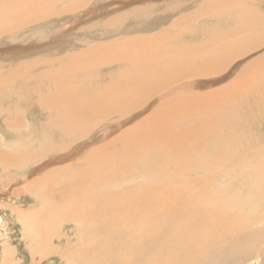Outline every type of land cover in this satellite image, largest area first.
<instances>
[{
    "label": "bare ground",
    "instance_id": "1",
    "mask_svg": "<svg viewBox=\"0 0 264 264\" xmlns=\"http://www.w3.org/2000/svg\"><path fill=\"white\" fill-rule=\"evenodd\" d=\"M92 1L0 0V143L15 135L29 144L15 154L0 147L1 170H29L9 180L15 185L44 170L25 192L37 184L42 187L34 195L49 199L44 212L7 207L2 195L0 205L30 235L33 219L37 235L59 240L74 222V244L50 250L67 264H264V181L253 183L264 180V134L244 127L264 115V52L238 61V74L225 84L201 80L219 77L264 46V0H98L95 15L73 19ZM171 14L177 19L166 28L163 17ZM44 22L62 33L44 35ZM25 27L33 36H24ZM60 40L72 48L55 49ZM224 92L234 97L223 104ZM19 101L26 103L23 115ZM24 119L39 131L32 133ZM99 128L93 147L80 145L72 158L47 159L59 152L57 145L43 147L45 161L29 167L24 160L36 138L75 139ZM197 135L211 140L207 151L215 149L202 160L188 148ZM145 168L155 172L136 184ZM192 172L199 173L195 181L184 179ZM52 177L71 180V187L52 186ZM4 185L0 175L1 191ZM5 217L0 224H8ZM160 219L174 229L167 240ZM109 246L116 252L103 261L102 248ZM8 255L1 264H11Z\"/></svg>",
    "mask_w": 264,
    "mask_h": 264
},
{
    "label": "rangeland",
    "instance_id": "2",
    "mask_svg": "<svg viewBox=\"0 0 264 264\" xmlns=\"http://www.w3.org/2000/svg\"><path fill=\"white\" fill-rule=\"evenodd\" d=\"M97 1L98 0H93L89 5L84 7L80 11L79 14L75 15L73 17V19H78L79 17H81V18L82 17L83 18H90L91 16L95 15V12L98 10ZM158 3H162V1H159ZM249 4L256 6L255 1H251V2H249ZM119 6H123V5H119ZM116 7H118V6H113V8H116ZM124 7H126V5ZM187 12H189V11H187ZM155 14H158V12H156ZM177 15H173V14L168 15L167 19H166L167 21L163 17L164 21L166 22L164 27L169 28L173 24V22H175V20L177 19V17H176ZM169 16H173V17L170 18ZM99 19H102V18H99ZM99 21L101 22V20H99ZM53 23L54 22H44V24L42 26V29L46 28L44 30H45V32H47V34H44V30L38 29L37 30V35L42 37L44 35H49L50 34L51 35L50 37H52L54 34L55 35L57 34L59 36V34H61L62 32H58L57 33V30H58L57 28L59 26L58 25L51 26V25H53ZM85 23H86V21L83 22V24H85ZM82 27H84V26H82ZM22 31L24 33V36L25 35H27L28 37L33 36V35L29 34V28L28 27H25ZM42 31H43V33H42ZM32 33L36 34L34 32H32ZM128 33L129 32L127 31V34ZM140 33H142L143 35L144 34L147 35V34H150L151 32H145L144 31V32H140ZM1 40L4 41V39H1ZM27 43L30 44L32 42H26V44ZM22 44H25V43H22ZM38 44H40V43H38ZM53 45L55 46V49H58V48H60V49L61 48L71 49L72 48V45L70 44V42H68L66 40H63V41L60 40V41H58L56 43H53ZM263 52H264V46L260 47L259 49H257L253 53L245 55L241 59L236 60L237 62L236 61L233 62L227 68V70L222 75H220L219 77H214V78L210 77V78H208L206 80L201 79V78H199V79H201L202 81L210 82L214 86L219 85V84L220 85L221 84H225V83L233 80L236 77V75L238 74V72H239L238 70L240 68V67L236 68V66L238 65V61H241V63H244L247 60L251 59L252 56L255 57L256 55H259L260 53H263ZM45 70H47V71L50 70L48 65L46 66ZM220 80H222L221 83L218 82ZM206 92H213V90L212 89H206ZM1 95H2V93H1ZM230 97H234V95L229 94L227 92H224L222 98L218 102H221L223 104L227 103ZM38 98L39 97H36V100ZM1 101L4 102L3 99H1ZM38 101H39V99H38ZM30 102H28L27 107L28 108H34L32 105H29ZM18 103L22 107V109H20L21 110L20 112L23 115L24 111H25V108L23 107V105L26 104V103L22 102V101H19ZM11 105L13 106V104H11ZM12 106H11V109H12ZM37 113H39V112L34 113V115H35L34 119L37 118L36 117ZM262 115H259L260 117H258L257 119L246 121L244 123V127L246 129L251 128V129H253L252 131H254V130L263 131V134H264V130H263L264 129V115L263 116ZM1 118L4 119V117H0V120H2ZM109 120H111V119H109ZM24 122H29V120L28 119H24ZM254 123H258L257 125L259 127H253ZM27 124H28L27 126L32 127L33 130L35 129L34 131H31L32 133H34L36 130H37V132L39 131V124L37 125L35 123V121H31V122H29ZM34 124H36L37 126L34 125ZM2 129L4 131L3 127H2ZM22 130L25 131V133L27 131L26 128H23ZM89 132H90V130H89ZM22 134H24V132H22ZM83 134H84V132H83ZM93 135H94V137H93ZM7 136H10V133ZM100 136H102V132H101V130L99 128L98 131H96V133L90 132L85 137H81V138L80 137L79 138L75 137V139H74V136H72V138H70L68 136L62 137V136H60L58 134L54 135V137H51V138H50V135H49V139L47 137L46 138H42V139L41 138L40 139L36 138V144H34V147L33 148L29 147L31 149L32 155L28 156V157H25L24 160L27 163V165L30 167L33 162H36V161L40 160L42 157H43L42 159L44 161L49 159L50 157H54L53 155H55L56 157L57 156L60 157L59 154L61 156L67 154V155H70V158H72L82 147L86 146L87 149L89 147H93L92 146V145H94L93 142L96 141L95 139L98 140V138ZM0 138H1V128H0ZM13 138H15V135H12L11 139L8 138L9 140H7V142L0 143V147H2L3 153L15 154L14 151H16L17 148H21V149L22 148H25V149L27 148L26 144H28V140H27V143L26 142L24 143L22 141H17V140H15ZM24 141H26L25 138H24ZM192 142L193 143H192L191 147L188 146V148L190 149L191 152L194 153V157H198L199 159L202 160L205 157H209V155L211 153L215 152L214 148H212L211 152L207 151L208 147L211 145V140L208 139L206 136H198L197 135L194 139H192ZM252 142H254V140L252 141V139L250 141L246 140L245 144L249 147ZM87 143H88V145H87ZM90 143L91 144L93 143V144L91 145ZM57 145L60 146L59 152L57 153V151H56L55 153H53V151H50L51 153L50 152L49 153L51 154V156L50 155H49V157L46 156L47 157V159H46V157H44L45 153L43 151V147L44 148L47 147V146L48 147H52V146L56 147ZM80 145L82 146L81 148H80ZM198 145L200 146V149L197 148ZM9 148H11V149H9ZM29 148L27 149L28 152H30ZM13 149H14V151L12 152ZM70 152H71V154H70ZM247 152L248 151H246V153H244L245 156H247L246 155V154H248ZM157 159L160 160L162 158H157ZM247 159H249V158L247 157ZM44 161H42V163ZM186 163L189 166H191V164L188 161H186ZM71 164L73 165L75 171H79L81 169V168L77 167L74 164L73 161H71ZM1 168H2V166L0 164V175L4 176L5 185L2 186L3 187L2 188L3 191H1V187H0V195H2V197H3L2 199L4 200V203H5L6 206L9 205V207L12 206V207L21 208L23 212L30 211V210H31V212H33V211L34 212L35 211L36 212H44L46 210V208L44 210V205L49 199L47 197H45V196L44 197H37V195H34V194H37V192H40L42 186H39V185L36 184L33 191L29 192V189H28L25 192L26 183H32L35 180L42 179L43 178V174H44L43 173L44 170H39L38 173L34 174V176L31 178L30 181H25L24 185H15V184H10L9 180H12V179L21 180V179H23L25 177L22 174H27L29 172V170L25 169V170L21 171V173H18V171L16 169H14V168H11L8 171H3V170H1ZM58 170L62 173L65 169H58ZM91 172H92V170H91ZM153 172H155V171L152 170V169H149V168L143 169L137 175L138 176V183H136V184L141 183L143 178L144 179L145 178H149V177L151 178L150 174L153 173ZM28 175H30V174H28ZM198 175H199V173L193 174V172H192V173H190V175L188 177H186L184 179H188V181H190V180L195 181L196 180L195 177L198 176ZM258 181L263 182L264 180H261L260 178L257 177L254 180L253 183H257ZM22 183H23V180H22ZM49 183L52 186L56 185V186H59L62 189L71 187V180H61L59 177L49 178ZM18 184H21V183H18ZM258 185H259V182H258ZM3 193H4V195H3ZM61 198H62L61 201H62V203L64 205V208H65L66 206H68L67 199L64 198V197H61ZM8 200H10V201H8ZM42 205H43V207H42ZM38 206H39V208H38ZM165 206H166L165 204H163L161 206V212H159L160 217H164V213L162 212V210L165 208ZM29 208H31V209H29ZM64 208L62 206L59 207L58 208L59 213H62ZM23 209H26V210H23ZM7 210H5L2 205H0V217H1V215L4 216V214H6L7 217H5V218L10 219V220H8V224H7L8 226L4 225L3 223L0 224V247H1V251H3V252L0 251V264L2 262V259L4 260V255L6 256L8 254H9L8 255V260L11 261V264H67V260L65 261V259L64 260L60 259L59 254H57V252H55V251H58V250H61V249L64 248L63 241L68 242L69 244H74L73 241L75 239H72L73 236H74V231H72V233H70L71 232L70 229L75 224L74 222L71 221L72 223L71 222L68 223V225L65 226L64 228L61 227V228H63L62 234H61L63 239L61 238L59 240L56 237V235H54V234H52V235L49 234V236L46 235V238H44V236H45L44 234L37 235V230L39 228V224L37 223V220L33 219V221H32V229L35 232H32V234L30 235L29 233H31V231L28 232V228L27 227H23L22 224L16 219L14 214L12 216L13 212L10 213L8 208H7ZM166 211H170V210L166 208ZM144 214H146V211H143V213H141V214H134V215H132V218L140 219L141 216L144 215ZM130 216H131V214H130ZM204 219L206 220V218H204ZM150 221H152V218L149 220V222ZM158 221H159L158 227H159L160 230L162 229L161 232H163V234L161 236L162 240H167V237H165L164 235L165 234H169V232L171 230H174V229H173V227H166V223L162 219H160ZM49 224H53V223L49 222ZM140 224L142 225V220L140 221ZM60 225H62V223L60 224V222H57L55 224V227L58 228ZM150 226L151 225H149V227ZM67 229H69V231ZM152 232H154V230H152ZM157 232H158L159 235L161 234V232H159V231H157ZM53 233H55V232H53ZM154 238L155 237H153V239ZM54 248H55V251L51 252L50 250H52ZM102 249L105 250L108 253L107 257H103V259H102L103 261L107 260L108 257H111L116 252V251H114L115 250L114 246L113 247H110V246L109 247H104ZM110 250H113V252L111 254L109 252Z\"/></svg>",
    "mask_w": 264,
    "mask_h": 264
}]
</instances>
